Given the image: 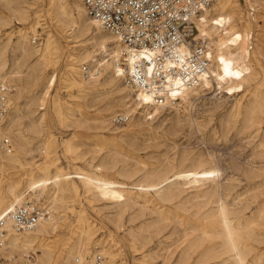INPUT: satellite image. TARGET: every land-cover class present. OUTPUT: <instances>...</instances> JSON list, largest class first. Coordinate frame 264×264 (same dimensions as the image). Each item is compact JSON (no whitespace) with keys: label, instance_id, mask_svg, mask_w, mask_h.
<instances>
[{"label":"bare ground","instance_id":"1","mask_svg":"<svg viewBox=\"0 0 264 264\" xmlns=\"http://www.w3.org/2000/svg\"><path fill=\"white\" fill-rule=\"evenodd\" d=\"M1 2L8 13H0V76L9 83L12 80L13 90L9 94V112L0 123V158L8 168H14L24 165L28 156L38 148L45 152V156L52 153L50 137L47 139L49 142L36 148L31 145V140L44 134L47 122V113H39L35 109L37 103H48L52 119L62 123L72 117L78 123H82V119L77 118L74 108L62 101L59 94L49 93L57 82V74L46 76L45 72L52 59L57 62L61 57L62 49L57 37L48 29L40 46L30 43L29 34L37 32L43 16L42 10L36 6L38 0ZM48 5L56 22L68 28L69 40L76 43L74 53L68 54L66 71L62 74L63 88L70 92L71 97L81 99L88 108L102 105L94 119L98 123L95 128L100 133L110 130L117 133V128H113L115 117L118 114L128 116L129 122L138 106L142 111L137 122L144 124L143 117L155 118L167 107H173L178 113L182 103L188 113V108L191 109L209 93L214 92L215 97L223 94L232 100L253 86L247 102L234 98L231 108L236 115L243 114V126L251 131L250 137L256 139V144L251 159L246 166L240 167L247 187L236 193L233 192L236 178L226 176L215 160H204L203 153L189 155L187 152L184 156L190 157V163L174 166L166 172L144 171L142 179L130 184L109 177L111 172L125 177L139 172L128 169L126 165L117 168L101 161L91 170L74 164L73 171L57 167L53 172L51 167L57 164L58 158L39 163L36 170L31 168L29 171L23 191L21 180H8L4 191L0 188V230L5 231L1 257L12 258L16 254L20 264H53L54 250L45 243V238L58 227L54 210L46 205V215L34 228L24 231L14 226L11 214L3 213L14 205L33 201L25 199L29 193L37 198L46 195L52 203L64 201L67 194H84L91 202L112 201L118 207L119 217L138 208L139 212L132 221L153 214L154 217L128 229L134 238H143L146 232L158 230L166 223L172 224L173 231L181 230L184 235L182 245L178 246L180 249L172 264H264V69L259 59L264 36L261 32L264 31L263 25L259 22H264V0H253L250 14L243 12L240 0H214L196 17L198 32L195 39L197 43L204 41L207 44L211 66L198 83L182 90L173 89L163 104H157L148 93L135 92L127 83L125 72L110 60L101 66L97 76L85 77L80 65L91 63L96 55H105L110 49L113 56H118L124 51L122 44L88 13L83 0H49ZM256 10L260 14L263 12L261 20L254 16ZM13 20L22 26L16 32L8 31ZM255 36L258 38L254 39ZM36 37L34 34L32 41ZM143 55V51H131L128 69L134 67ZM123 79L127 85L123 84ZM260 87L261 90L258 89ZM133 91L136 98L131 96ZM115 107L120 108L121 113L110 117ZM143 114L145 116L142 117ZM177 117L178 122L182 121L179 114ZM128 136V132L123 133L122 141ZM74 137L67 140V153L79 149ZM5 139L13 145L10 152L3 147ZM2 166L0 161V168ZM3 199H6L4 203ZM78 222H85L82 210ZM91 243L87 230L82 228L75 240L65 247L62 264H83L85 260L95 259L98 245ZM100 253L106 257L102 264L113 263L108 249H101Z\"/></svg>","mask_w":264,"mask_h":264},{"label":"rangeland","instance_id":"2","mask_svg":"<svg viewBox=\"0 0 264 264\" xmlns=\"http://www.w3.org/2000/svg\"><path fill=\"white\" fill-rule=\"evenodd\" d=\"M252 1L240 0V7L244 13L250 14ZM48 4L49 0H38L36 4L37 9L42 10L43 16L41 25L37 28L38 33L29 34L30 43L32 46H40L48 29L59 40L62 49L61 57L57 62L52 59L48 70L45 72L46 76L57 74V82L49 93L50 95L59 94L62 101L74 108L77 118H81L82 123H78L75 117L65 123L52 119L49 104L37 103L35 109L39 113H47V122L44 134L31 140V145L36 148L45 142H49L47 139L50 137V150L52 153L45 156V152L38 148L28 156V160L24 165L14 168H8L4 165L6 163L1 157L0 161H2L3 166L0 168V188L2 191H4L5 183L8 180H21V190L23 191L27 186L28 173L31 168L36 170L39 163L43 164L45 161L56 158L59 161L51 167L53 172L57 167H62L64 171H73L74 164H78L85 170H91L95 168V164L101 161L117 168L126 165L128 169L139 170L137 174L131 177L120 176L116 172L109 173V177L130 184L134 180L142 179L144 171L166 172L174 166L180 167L183 164L190 163V157L184 156L187 152H189V155L195 152L203 153L204 160H207V162L215 160L226 176H234L236 178L234 193L246 189L247 184L242 180L240 167L246 166V162L251 159L256 139L250 137L251 131L243 126V114L236 115L235 110L233 111L231 108V104L234 98H242V102H247L253 86L248 88L249 91L240 93L232 100L227 99V96L223 94L215 97L214 92H212L213 94L209 93L206 97L199 99L191 109L188 108V113L185 111V106L180 103L178 113L173 107H167L152 119H146L143 117L145 114H143L144 124H138L137 122L142 111L141 106H138V109L126 124L120 125L113 122V128H117V133H113L112 130L100 133V130L95 128L98 123L94 119L102 105L88 108L81 99L71 97L70 92L63 88L62 74L66 71L68 54L74 53L76 43L69 40L66 32L68 28L60 26L56 22ZM0 13H8L1 0ZM261 14L260 12L257 13V10L254 12L257 20L262 19ZM259 23L264 28V22L260 21ZM20 27L22 26L17 24L16 20H13L12 27L8 31L16 32ZM26 29L30 31L29 27H26ZM261 32L264 34L263 30ZM34 34L38 37L37 43L32 41ZM255 38L258 37L255 36ZM261 39L263 48L259 59L262 69H264V36ZM254 46L256 47V45ZM54 56L51 55V57ZM10 83L13 85L12 80H10ZM123 84H126L125 79H123ZM258 89L261 90L262 87ZM75 93L77 92L75 91ZM131 96L136 98L134 91ZM41 107H44V109H40ZM117 113H121V109L115 107L109 116H115ZM178 114L182 118L180 122L177 121ZM125 132H128L129 136L122 141L121 136ZM72 136H75L74 140L79 145V149L76 152L67 153L66 143ZM110 152L113 154L108 155ZM25 199L33 200L44 208H46V205L51 207L54 210V215L58 218L57 229L45 238V243L54 250L55 261L53 264H62L61 258L65 247L75 240L84 227L91 237V244L98 245V249L94 253L99 254L101 249H108L114 259L112 264H172L180 249L178 246L182 245L181 241L184 235L181 230L173 231L171 223L161 225L158 230L152 229L146 232L143 238L130 236L128 230L130 227H137L145 219L154 217L153 214H146L143 218L132 221V218H135V215L139 212L138 208L131 209L123 217H119L117 214L118 207L111 203L112 201L98 200L91 202L86 199L84 194L78 196L67 194L64 196V201L56 203L47 200L46 195L37 198L32 193L27 194ZM5 201L6 199H3L2 203ZM80 210H82L85 218L83 223L78 222ZM262 248L264 249V246ZM3 257V264H20L16 254L12 258ZM102 258V260L106 259L104 255H102Z\"/></svg>","mask_w":264,"mask_h":264},{"label":"built area","instance_id":"3","mask_svg":"<svg viewBox=\"0 0 264 264\" xmlns=\"http://www.w3.org/2000/svg\"><path fill=\"white\" fill-rule=\"evenodd\" d=\"M88 13L115 35L124 51L113 56L109 50L98 54L91 63L82 64L83 75H98L108 60L125 72L127 83L135 92L148 93L157 104H163L173 89L182 90L200 81L201 75L211 66V57L204 41L197 43L196 17L214 0H83ZM38 41V37L33 39ZM143 51L144 55L134 67L128 69L130 52ZM172 80V83L169 82ZM13 86L0 76V123L10 109L9 94ZM128 116L118 114L117 124H124ZM3 147L12 151L9 139ZM11 214L14 226L24 231L34 228L46 215L44 207L29 201L8 208L3 214ZM1 222V218H0ZM5 242V231L0 230V248ZM0 264L3 258L0 255ZM83 264H102L98 254Z\"/></svg>","mask_w":264,"mask_h":264}]
</instances>
